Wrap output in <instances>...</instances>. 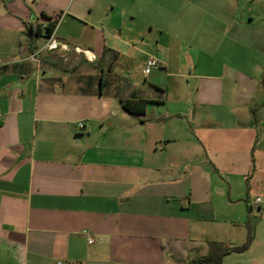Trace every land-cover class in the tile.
Masks as SVG:
<instances>
[{
  "label": "crops",
  "instance_id": "crops-1",
  "mask_svg": "<svg viewBox=\"0 0 264 264\" xmlns=\"http://www.w3.org/2000/svg\"><path fill=\"white\" fill-rule=\"evenodd\" d=\"M250 235L222 264H264V0H0V264H198Z\"/></svg>",
  "mask_w": 264,
  "mask_h": 264
},
{
  "label": "trees",
  "instance_id": "trees-1",
  "mask_svg": "<svg viewBox=\"0 0 264 264\" xmlns=\"http://www.w3.org/2000/svg\"><path fill=\"white\" fill-rule=\"evenodd\" d=\"M55 26L53 24H49L46 27L47 37H50L54 32ZM43 30L40 26H34V24L30 23L27 26V36L30 38L31 42H34L38 37L42 35ZM150 101L147 99H131V100H123L122 108L127 113L131 114L134 117H138L141 120V116L145 115L146 107ZM253 242V236L250 235L247 242L238 248H225L221 244H211L212 254L205 258H202L198 264H222L221 258L225 255H228L232 252H244L246 251Z\"/></svg>",
  "mask_w": 264,
  "mask_h": 264
},
{
  "label": "built area",
  "instance_id": "built-area-1",
  "mask_svg": "<svg viewBox=\"0 0 264 264\" xmlns=\"http://www.w3.org/2000/svg\"><path fill=\"white\" fill-rule=\"evenodd\" d=\"M44 50H47L49 52H57V51H60V52H63V53H67V52H70L71 51V47L66 44V43H63L61 41H59L58 39L55 38L54 36V32L53 34L48 38L45 46H44ZM75 51H79L78 48H75L74 49ZM159 64V62L155 59H151L147 62V67H146V72L149 73L150 70L154 67H157ZM84 127V124L83 123H79V128H83ZM260 200L258 199L257 202H259ZM92 243V242H90Z\"/></svg>",
  "mask_w": 264,
  "mask_h": 264
}]
</instances>
